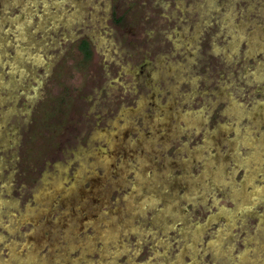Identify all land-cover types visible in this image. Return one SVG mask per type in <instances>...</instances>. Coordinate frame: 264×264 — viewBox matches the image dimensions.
Instances as JSON below:
<instances>
[{"label": "rangeland", "instance_id": "374dc122", "mask_svg": "<svg viewBox=\"0 0 264 264\" xmlns=\"http://www.w3.org/2000/svg\"><path fill=\"white\" fill-rule=\"evenodd\" d=\"M105 217L96 264H264V0H0V264Z\"/></svg>", "mask_w": 264, "mask_h": 264}, {"label": "flooded vegetation", "instance_id": "af4514ba", "mask_svg": "<svg viewBox=\"0 0 264 264\" xmlns=\"http://www.w3.org/2000/svg\"><path fill=\"white\" fill-rule=\"evenodd\" d=\"M16 7H18V6H16ZM19 9H20V7H19ZM20 17V16H19ZM23 17V16H22ZM24 18V17H23ZM168 130V131H167ZM170 132H171V130H169L168 128L166 129V132H164V135H160L161 136V138H163V139H166V137L167 136H169V134H170ZM159 136V137H160ZM140 170V169H139ZM138 174V173H137ZM139 174H142V170L139 172ZM136 189L134 188V189H132V190H130L131 192H132V195L134 196L135 195V193H136V191H135ZM140 191H142L143 192V189H140ZM141 195V194H140ZM145 195V194H144ZM143 195V196H144ZM143 196L141 197V198H139L140 200L138 201V203L139 202H141L142 200H144V198H143ZM138 203H137V206H134V208H138ZM145 205V204H144ZM124 210L126 211V210H128L127 208H126V204H125V207H124ZM119 211H120V209L119 210H115L113 213L114 214H117V213H119ZM70 217V216H69ZM69 217H68V219H67V223H69ZM107 217V216H106ZM106 217H105V219H103L104 220V222H105V224H103L104 226L102 227V235H100V236H95V235H92V236H87L86 238L85 237H82L77 243H76V241L73 243V242H71L70 243V245H72V243H73V246L71 247V248H76L77 250H78V252L76 253V254H74L73 256H72V252H71V254H65V256H64V258H62V257H59L58 258V261H60V264H81L85 259L86 260H88V261H90L91 259V263H93V264H96V263H94V259H93V257L91 256V255H88V254H85L84 253V251H86V250H88L89 252L90 251H93V250H95L96 251V246H95V242H93V240H94V238L95 239H101L102 241H103V245L104 246H106V244H108L110 241H111V239H108V240H104L103 238H102V236L103 235H105L106 234V232L104 231V227H110L111 228V225H110V221L109 220H107L106 219ZM135 217V216H134ZM156 218V217H155ZM158 218H161L160 216H158ZM157 219V218H156ZM95 220V219H94ZM57 223H58V221H57ZM66 223H59V225H61V227L63 228V227H67V225H65ZM93 224V223H92ZM69 226V225H68ZM42 234H43V232H42ZM45 235V236H44ZM43 235V238H44V240H43V243L45 244V243H47L46 241H48L49 239H48V235L47 234H44ZM49 241H51V239L49 240ZM88 241V242H87ZM87 242V243H86ZM100 244H101V242H99ZM48 244V246H49V256L47 257V259H48V261L51 259V258H53L54 257V252H55V250L57 249V243L56 242H48L47 243ZM66 244H67V242H66ZM77 245V246H76ZM91 245H93V247H91ZM100 248H101V246L97 249V251L99 252L100 251ZM90 249V250H89ZM99 254H100V252H99ZM41 256H42V254H41ZM43 257H44V255H43ZM106 259V258H105ZM103 260V259H102ZM47 262V261H46ZM45 262V260H44V263H46ZM101 264V263H100ZM102 264H104L103 262H102Z\"/></svg>", "mask_w": 264, "mask_h": 264}, {"label": "trees", "instance_id": "16d2710c", "mask_svg": "<svg viewBox=\"0 0 264 264\" xmlns=\"http://www.w3.org/2000/svg\"><path fill=\"white\" fill-rule=\"evenodd\" d=\"M83 48H86V44L85 43L83 44Z\"/></svg>", "mask_w": 264, "mask_h": 264}, {"label": "bare ground", "instance_id": "6f19581e", "mask_svg": "<svg viewBox=\"0 0 264 264\" xmlns=\"http://www.w3.org/2000/svg\"><path fill=\"white\" fill-rule=\"evenodd\" d=\"M252 178V177H251Z\"/></svg>", "mask_w": 264, "mask_h": 264}]
</instances>
